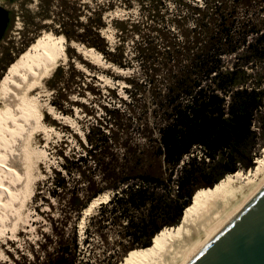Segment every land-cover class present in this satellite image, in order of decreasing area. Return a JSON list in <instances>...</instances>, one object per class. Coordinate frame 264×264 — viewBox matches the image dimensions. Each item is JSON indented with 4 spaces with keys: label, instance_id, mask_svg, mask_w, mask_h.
<instances>
[{
    "label": "trees",
    "instance_id": "trees-1",
    "mask_svg": "<svg viewBox=\"0 0 264 264\" xmlns=\"http://www.w3.org/2000/svg\"><path fill=\"white\" fill-rule=\"evenodd\" d=\"M135 1L139 19L110 22L118 39L113 47L99 33L109 2L91 9L61 0L53 17L68 41L94 49L119 69L135 62L139 71L123 79L129 101L101 106V120L84 130L82 153L59 154L62 170L47 181L58 208L44 199L57 217L49 219L50 232L41 234L31 261L21 256L22 264H125L160 233L178 228L197 195L253 167L251 124L264 109V77L257 70V64L264 70V0H172V12L161 0ZM81 7L85 23L78 22ZM128 39L131 55L123 47ZM69 69L66 79L58 70L48 81L50 104L63 115L72 114L64 105H75L89 116L83 105L68 101L83 77ZM105 191L109 200L88 217L80 239V214ZM98 246L101 259L94 256Z\"/></svg>",
    "mask_w": 264,
    "mask_h": 264
},
{
    "label": "rangeland",
    "instance_id": "rangeland-1",
    "mask_svg": "<svg viewBox=\"0 0 264 264\" xmlns=\"http://www.w3.org/2000/svg\"><path fill=\"white\" fill-rule=\"evenodd\" d=\"M71 1L87 4L91 9H96V5L104 4L105 6L107 2L112 5L110 10L108 9L103 13L102 22H104L105 27L99 30L108 47L118 44L115 30L110 24L112 19H139V16H142L138 10L139 5L135 0ZM161 1L167 6L169 12L173 11L172 0ZM194 2L199 3L200 0H194ZM60 6L62 7L61 0H13L11 4L5 6V9L10 12V23L5 37L0 43V82L20 55L40 37L49 36L54 38L61 36L60 38L64 40L66 59L58 62L50 76L44 80L38 94V108L41 113L40 121L45 130L38 128L32 134L30 139L31 146L28 147L30 150H27V156L30 157V160L27 169L24 171L27 176L23 182L20 200L16 205V210H13L12 213L10 212L4 223L0 224V264H14L12 259H15L16 263L22 264L21 256L31 261V250H37L36 242L41 239V234L48 235L50 232L49 219L54 220L57 217L56 212L51 211L44 199H47L48 203L54 208H58L57 201L47 194V190L50 188V184H47V181L48 178L53 176V171L62 170L60 165L63 159L59 154L62 153L63 156L70 158L71 156L77 157L82 153L79 142L83 144L84 130L95 124L97 119L101 120L103 117L101 106H106L107 108L119 107V102L116 99L129 101L124 92L127 84L123 79L139 71L135 62H133V66L127 69H119L105 62L102 56V62H99L92 57H85L79 54L71 47V43L76 42L68 41L61 29L58 28L55 18L53 19L60 11ZM80 11L83 13L78 18V22L85 23L86 18L84 15H86V9L81 7ZM73 31L81 33L78 27L74 28ZM127 36H130L129 32ZM26 44L28 46L24 47ZM76 44L82 45L81 43ZM82 46L87 48L84 45ZM123 47L126 53L131 55L134 45L131 44L129 39L123 44ZM71 67L74 71L81 73L83 77L80 80L81 85L78 86L79 88L77 87L73 91L71 88L70 92H68V101L83 105L92 116L85 115L84 110L75 105H64L67 107L66 109L71 110L72 114L63 115L57 112L50 104L54 91L48 87V81L53 80V76L58 70H61L63 79L64 77L66 79ZM261 67L262 64H257V70L264 77V70H261ZM73 80L77 81L78 79L73 78ZM84 85L93 88L95 94L84 90ZM50 106L52 111L49 110ZM263 123L264 109H261L255 114L251 124V130L255 134V144L251 150L254 161L262 156L264 150V130L263 135L261 132ZM192 155L199 157L200 151L193 149ZM186 159L187 157H184L183 161L185 162ZM254 161L252 162L254 163L253 167L246 170L241 168L237 172L241 174L252 173L255 167ZM237 185L239 183L236 184V187ZM107 192L105 191L104 193ZM108 200H105L102 204H105ZM98 206L94 207L85 217V224L88 217L96 212ZM77 230L81 239L83 229L80 230L77 225ZM106 240L109 243L113 242L115 240L114 234H107ZM90 249V246L83 247L85 253H89ZM102 250L99 246L95 247L94 256L101 259L103 256Z\"/></svg>",
    "mask_w": 264,
    "mask_h": 264
},
{
    "label": "bare ground",
    "instance_id": "bare-ground-1",
    "mask_svg": "<svg viewBox=\"0 0 264 264\" xmlns=\"http://www.w3.org/2000/svg\"><path fill=\"white\" fill-rule=\"evenodd\" d=\"M71 47L82 56L102 62L101 55L91 48L76 43ZM64 49L60 37L36 39L0 82V224L16 210L20 200L30 160V139L36 129L45 130L40 121L38 94L58 62L66 59ZM254 162L252 173L226 175L214 188L197 195L184 211L178 228L160 233L151 248L125 264H187L264 186V150ZM108 199V193H104L91 200L78 221L80 230L89 212Z\"/></svg>",
    "mask_w": 264,
    "mask_h": 264
},
{
    "label": "water",
    "instance_id": "water-1",
    "mask_svg": "<svg viewBox=\"0 0 264 264\" xmlns=\"http://www.w3.org/2000/svg\"><path fill=\"white\" fill-rule=\"evenodd\" d=\"M12 1L0 0V43L10 23L5 6ZM187 264H264V186Z\"/></svg>",
    "mask_w": 264,
    "mask_h": 264
}]
</instances>
